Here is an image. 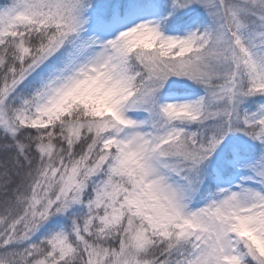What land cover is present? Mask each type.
<instances>
[{"label": "snow or ice", "instance_id": "6c2138e0", "mask_svg": "<svg viewBox=\"0 0 264 264\" xmlns=\"http://www.w3.org/2000/svg\"><path fill=\"white\" fill-rule=\"evenodd\" d=\"M0 264H264V0H0Z\"/></svg>", "mask_w": 264, "mask_h": 264}]
</instances>
